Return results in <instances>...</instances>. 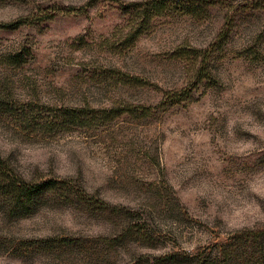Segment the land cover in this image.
Wrapping results in <instances>:
<instances>
[{
    "label": "rangeland",
    "instance_id": "obj_1",
    "mask_svg": "<svg viewBox=\"0 0 264 264\" xmlns=\"http://www.w3.org/2000/svg\"><path fill=\"white\" fill-rule=\"evenodd\" d=\"M141 1L0 0V22L30 21L0 29V54L31 52L20 68L0 65V154L27 179L59 183L29 215L0 201V264H261L246 236L264 243V0H195L202 16L171 9L110 50L124 40V8ZM57 6L88 7L37 20ZM192 47L211 53L200 71L181 56ZM122 72L146 84L123 85ZM29 100L132 110L41 133L18 122ZM56 235L110 262L23 247Z\"/></svg>",
    "mask_w": 264,
    "mask_h": 264
},
{
    "label": "trees",
    "instance_id": "obj_2",
    "mask_svg": "<svg viewBox=\"0 0 264 264\" xmlns=\"http://www.w3.org/2000/svg\"><path fill=\"white\" fill-rule=\"evenodd\" d=\"M87 7L88 6H57L47 9L40 8L38 13L41 15L36 18L38 21H46L54 19L58 15L85 14ZM175 8L179 9L185 15H192L195 17L202 16L204 12V6L198 5L195 0L188 2L184 0H145L131 3L123 10L127 16L122 29L123 32L126 31V33H123L125 34L124 40L122 41L123 37H121V39H119L120 44L118 46L114 43H108V46H114L109 47L110 50L120 53L126 47H132L139 37L149 28L151 22L155 18L160 17L164 13H168L169 10ZM29 22L30 21H28L27 17H20L12 23L0 22V29L13 30ZM26 56H31L30 50H13L5 54H0V65L15 69L20 68L28 61ZM181 56L183 59H186L189 67L200 71L210 60L211 53H204L200 48L192 47L188 51H184ZM116 76L119 83H122L123 85L142 86L146 84L141 78L130 76L123 72L121 75ZM130 108L131 107H127L124 110L116 109V107L96 108L90 103L83 104V106L51 105L39 100L37 101V104L34 105L33 102L29 100L25 101L23 105H21L17 117L20 126L26 131L31 130L34 132L46 133L73 130L74 128L80 127L101 126L114 120L125 112H131L132 109ZM144 108H146L147 112L150 111L148 107ZM58 186L59 183L55 179L45 181L27 179L14 168L7 158H4L0 154V201L8 204L10 209L13 211L29 215L32 212V209L36 207L44 198L43 195L45 193L58 192ZM99 204H101L100 208L102 210H109V205L107 203L99 201ZM138 233H140L143 237H146V228H140ZM262 234L263 233L260 232L246 237L249 242V247L258 246V250L262 253V259L260 262L261 264H264V243L259 241ZM120 238L121 237H118L110 242L115 244V242ZM237 241H239V238L234 237L229 244L224 246L223 253H226L224 257H228L229 248L237 247ZM33 246H35V248L37 247V249L57 255L64 254L66 252H78L87 258L90 254L93 256L94 254H98L110 262V259H107L108 254L103 250H98V248L93 249L91 242L69 235L51 236L34 243L23 245L25 248ZM110 246L115 247L112 244ZM109 250L110 249H108V251ZM147 262L149 263L150 259H147ZM127 264L140 263L139 261L133 263V260H131Z\"/></svg>",
    "mask_w": 264,
    "mask_h": 264
}]
</instances>
